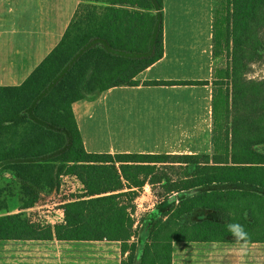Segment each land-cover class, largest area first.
I'll list each match as a JSON object with an SVG mask.
<instances>
[{
	"label": "trees",
	"instance_id": "16d2710c",
	"mask_svg": "<svg viewBox=\"0 0 264 264\" xmlns=\"http://www.w3.org/2000/svg\"><path fill=\"white\" fill-rule=\"evenodd\" d=\"M220 6L213 1V59L230 57L224 79L231 91L223 92L221 116L226 112L225 127L232 129L224 135L217 128L224 86L214 78L211 155L91 154L73 112L76 102L139 86V75L163 59L164 0H83L61 42L29 78L0 87V164H9L14 181L8 185L19 191L23 210L34 208L43 190H59L64 175L83 186L55 226L26 213L0 216V242L120 243L127 255L122 264H135L138 191L159 185L163 201L141 264H173L176 243L234 241L228 223L244 227L245 243L264 244V153L256 150L264 145V81L245 78L248 62L262 59L264 0H222ZM150 164L174 175L158 174ZM10 197L0 190V212ZM198 211L213 217L191 221Z\"/></svg>",
	"mask_w": 264,
	"mask_h": 264
},
{
	"label": "crops",
	"instance_id": "0c3cea01",
	"mask_svg": "<svg viewBox=\"0 0 264 264\" xmlns=\"http://www.w3.org/2000/svg\"><path fill=\"white\" fill-rule=\"evenodd\" d=\"M213 1L164 0L163 59L139 75V86L114 88L73 104L88 153L211 155ZM81 3L0 0V87L20 86L29 78L61 42ZM180 244L178 251L174 248L173 264H257L254 259L260 256H252L253 250L264 248L263 243L236 240Z\"/></svg>",
	"mask_w": 264,
	"mask_h": 264
},
{
	"label": "rangeland",
	"instance_id": "374dc122",
	"mask_svg": "<svg viewBox=\"0 0 264 264\" xmlns=\"http://www.w3.org/2000/svg\"><path fill=\"white\" fill-rule=\"evenodd\" d=\"M217 6L220 7L222 0H216ZM222 31V29H221ZM222 42V34L220 35ZM260 54L262 59L255 62H248L245 70L247 73L245 78L264 81V48ZM231 66L230 57L226 52L214 59L215 79L222 90H218L217 100V118L219 127L225 128L224 135L232 129V126L225 127V114H222V107L225 105L224 93L231 91L230 81L224 79L227 76V71ZM220 89V88H219ZM124 97V96H123ZM130 119H134L130 111ZM224 137V136H222ZM141 145V144H140ZM260 153H264V145L256 147ZM8 163L0 164V190L5 191V196L9 198V208L7 211L0 212V216L14 215L26 213L28 216H33L37 222L44 225L55 226L63 221L66 216V206L70 201H74L83 195L81 192L73 189L74 181L62 176L61 186L59 190H43L39 203L32 209L23 210L21 196L17 189H12L8 183L14 181L11 174L5 170ZM155 167L158 174L164 175L174 174L169 170L170 167H164L162 164H150ZM180 169V168H176ZM151 177L148 178L150 181ZM153 179V178H152ZM174 179H177L174 177ZM139 195L135 201L136 210L133 219L135 220V229L138 230V237L132 241L138 243L135 264H141V256L143 246L147 243L151 231V224L156 216L157 206L163 200L160 198L162 190L159 185L153 187L147 185L142 190L138 191ZM198 192V191H196ZM208 217H213L212 212L198 211L189 216L191 221L202 220ZM137 241V242H136ZM232 242V241H230ZM228 243V242H227ZM206 244V243H202ZM262 244V243H260ZM183 244L176 243L177 251ZM264 245V244H263ZM173 248V252H174ZM264 248L253 250L252 256H260L255 258L257 264H264ZM127 256L122 255V246L120 243L110 242H0V264H122Z\"/></svg>",
	"mask_w": 264,
	"mask_h": 264
},
{
	"label": "clouds",
	"instance_id": "9594fccd",
	"mask_svg": "<svg viewBox=\"0 0 264 264\" xmlns=\"http://www.w3.org/2000/svg\"><path fill=\"white\" fill-rule=\"evenodd\" d=\"M226 227L236 241L241 242L242 244L247 242L248 233L241 224L228 223Z\"/></svg>",
	"mask_w": 264,
	"mask_h": 264
},
{
	"label": "built area",
	"instance_id": "2783aa9c",
	"mask_svg": "<svg viewBox=\"0 0 264 264\" xmlns=\"http://www.w3.org/2000/svg\"><path fill=\"white\" fill-rule=\"evenodd\" d=\"M66 177H69L74 181L73 189L75 191L81 192V190L83 189V186L81 185V183L75 177H71V176H66Z\"/></svg>",
	"mask_w": 264,
	"mask_h": 264
},
{
	"label": "bare ground",
	"instance_id": "6f19581e",
	"mask_svg": "<svg viewBox=\"0 0 264 264\" xmlns=\"http://www.w3.org/2000/svg\"><path fill=\"white\" fill-rule=\"evenodd\" d=\"M114 122H115L117 125H119L120 122H121V118H120V117H117V118L114 120Z\"/></svg>",
	"mask_w": 264,
	"mask_h": 264
}]
</instances>
